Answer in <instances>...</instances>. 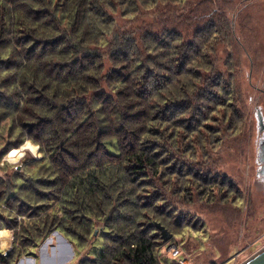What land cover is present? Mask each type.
I'll list each match as a JSON object with an SVG mask.
<instances>
[{"label":"trees","instance_id":"16d2710c","mask_svg":"<svg viewBox=\"0 0 264 264\" xmlns=\"http://www.w3.org/2000/svg\"><path fill=\"white\" fill-rule=\"evenodd\" d=\"M139 1L0 0V120L11 119V133L18 131L16 138L40 145L42 166L51 167L57 178L53 186L60 190V200L55 202L64 212L63 221L72 211L78 218L74 224L80 229L90 228L94 218L104 221L103 237L108 236L110 245L99 249L94 259L108 261L106 247H113L111 256L119 263L158 264L155 248L163 240L156 225L165 227V222L157 213L162 205L156 193L170 179L164 163L172 153L161 155V147L154 143L163 138L167 124L185 127L182 115L192 107L194 81L207 72L204 57L200 58L202 49L195 45L193 36L202 29L200 23L214 15L202 13L197 15V25L194 21L180 25L179 16L168 12L172 16L160 17L150 25L142 22L135 28L131 22L137 20L126 17L121 18L128 25L124 33L107 30L112 24L115 27L111 11L126 7L125 13L137 11L139 19L148 12L144 5L159 3L147 0L143 5ZM180 41L183 47H179L181 43L172 47ZM107 45L109 51H104ZM180 48L186 49V55L180 54ZM216 82H212L214 87L219 85ZM8 95H20L21 99L10 103L14 98ZM184 101L188 105L179 109ZM11 104L17 115L13 119L8 117ZM160 109L170 113L160 117ZM193 113L192 131L202 127L208 135L219 137V117L212 116L210 124L207 115ZM174 136V132L169 136L172 141ZM147 141H152L151 145H143ZM203 142L209 140L197 141L191 147L199 148ZM57 161L69 169L66 178L56 175L55 169L64 171ZM198 174L192 178L199 187L209 182L199 181ZM32 180L34 189L16 201L21 207H39L54 197L42 190L52 188V178L37 176ZM220 181V186L229 182L232 187L226 175ZM143 191L148 195L139 203ZM2 192L0 198L6 195ZM49 228L61 227L53 218L38 232ZM72 237L75 243L86 238L81 233Z\"/></svg>","mask_w":264,"mask_h":264},{"label":"rangeland","instance_id":"374dc122","mask_svg":"<svg viewBox=\"0 0 264 264\" xmlns=\"http://www.w3.org/2000/svg\"><path fill=\"white\" fill-rule=\"evenodd\" d=\"M145 1L139 2L144 5ZM169 1L159 0V3L144 5L143 9L148 12L139 19L137 11L125 13L126 7L111 11L115 13V27L112 24L107 29L115 28L124 33L128 25L121 18L126 17L137 20L131 22L135 28L142 22L150 25L153 21L158 22L160 17L172 16L168 12L176 13L179 23L194 21L192 24L195 25L198 23L197 15H214L209 20H203L201 27L198 25L195 29L197 33L198 27L202 28L198 30V36H193L195 45L202 49L200 58L204 57L207 72L197 82L194 81L195 86L190 92L194 94L193 108L182 115L184 119L181 123L185 127L177 129L167 124L163 138L154 143L161 147V155L172 153L164 163L165 173L170 179L157 188L160 192L156 195H159L157 199L162 205L157 213L165 222L162 225L173 236L167 242L160 240L161 245L155 248V254L158 264H243L264 249V190L256 178L254 119L258 105L264 113V0H176L174 4ZM118 10L124 13L119 14ZM187 27L192 29V26ZM118 37L116 34L115 39ZM179 43L181 41L172 47ZM183 45L181 43L179 47ZM105 50L109 51L108 45ZM167 50L168 47L163 52ZM185 51L180 48V54L186 55ZM214 80L219 84L217 87L213 86ZM217 93L221 98L217 97ZM7 97L14 98L10 103L21 99L20 95L18 98L13 95ZM225 99L231 100V103L227 105ZM185 104L188 105V102H182L178 108L182 109ZM10 111L8 117L16 118L14 106ZM193 111L207 115L210 124L212 116L219 117V137H214L212 133L208 135L206 130H201L202 127L192 131ZM165 112L168 114L170 110L160 109L158 115L162 117ZM12 127L11 119L0 120V196L2 190L6 194L0 198V264H20L21 261L23 264H34L32 260L40 264L39 253L42 264H126L114 260L111 256L113 247H106L108 261L94 259L95 253L110 243L108 236L103 237L104 221L94 218L90 228L80 229L74 224L78 218L73 211L68 214L67 220H62L64 212L55 202L60 200L57 197L60 190L53 186L57 178L51 167L42 166L44 153L40 145L30 140L21 141V136L16 138L18 131L11 133ZM173 132L174 141L169 137ZM201 140L209 142H203L199 148L191 147ZM150 142L143 145H151ZM185 147L188 152H185ZM59 164L60 161H57L58 167ZM214 165L215 171H209ZM60 167L64 171L55 169L56 175L65 177L69 169L61 164ZM216 172L220 174L218 177ZM197 173L199 181L209 182L199 187L192 178ZM186 174L190 176L187 178ZM222 175L227 176L232 187H229V182L225 186L219 185ZM37 176L52 178V188L42 190L54 197L39 207L25 204L21 207L16 201L26 196L27 190L34 189L32 179ZM213 179L218 180L211 182ZM147 192H141L139 203L145 202L146 196L143 195H148ZM147 213H144L143 222ZM53 218L61 228H49L39 234L38 228ZM64 227L69 232H65ZM79 233L86 238L75 243L72 236ZM37 236L41 238L36 239ZM62 238L75 243L72 249Z\"/></svg>","mask_w":264,"mask_h":264},{"label":"flooded vegetation","instance_id":"af4514ba","mask_svg":"<svg viewBox=\"0 0 264 264\" xmlns=\"http://www.w3.org/2000/svg\"><path fill=\"white\" fill-rule=\"evenodd\" d=\"M254 119L256 123V178L262 184L264 190V158L259 155L261 149H264V113L259 105L255 109ZM260 121V124H259Z\"/></svg>","mask_w":264,"mask_h":264},{"label":"water","instance_id":"95a60500","mask_svg":"<svg viewBox=\"0 0 264 264\" xmlns=\"http://www.w3.org/2000/svg\"><path fill=\"white\" fill-rule=\"evenodd\" d=\"M260 124V121H259ZM259 155L264 158V149H261V151L259 152ZM157 229L160 231L161 234V238L164 242H167L169 240L172 239V234H170L165 227L157 224ZM243 264H264V249L261 250L259 253H257L256 255H254L251 259H249L248 261H246Z\"/></svg>","mask_w":264,"mask_h":264},{"label":"crops","instance_id":"0c3cea01","mask_svg":"<svg viewBox=\"0 0 264 264\" xmlns=\"http://www.w3.org/2000/svg\"><path fill=\"white\" fill-rule=\"evenodd\" d=\"M62 240L68 245V248L69 249H72L71 247L73 246V245H75V243H73V242H71L69 239H67V238H62ZM62 241V242H63ZM39 256H40V258H39V263L40 264H42L41 263V253H39ZM74 259V258H73ZM33 262H34V264H36V260H32ZM24 262L23 261H21L20 262V264H23Z\"/></svg>","mask_w":264,"mask_h":264},{"label":"built area","instance_id":"2783aa9c","mask_svg":"<svg viewBox=\"0 0 264 264\" xmlns=\"http://www.w3.org/2000/svg\"><path fill=\"white\" fill-rule=\"evenodd\" d=\"M176 252H177V250H176Z\"/></svg>","mask_w":264,"mask_h":264}]
</instances>
